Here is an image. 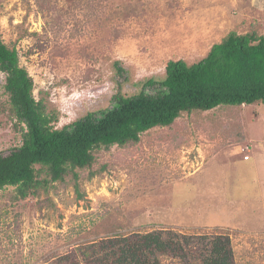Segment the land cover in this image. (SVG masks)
<instances>
[{
  "label": "rangeland",
  "instance_id": "obj_1",
  "mask_svg": "<svg viewBox=\"0 0 264 264\" xmlns=\"http://www.w3.org/2000/svg\"><path fill=\"white\" fill-rule=\"evenodd\" d=\"M253 30L264 35V0H0L2 39L59 129L111 107L118 86L138 94L169 61L197 63L229 33ZM5 80L0 71V96ZM18 141L0 114V152ZM75 172L28 202L0 189V264H65L102 239L161 230L228 236L235 264H264V105L184 113Z\"/></svg>",
  "mask_w": 264,
  "mask_h": 264
},
{
  "label": "trees",
  "instance_id": "obj_2",
  "mask_svg": "<svg viewBox=\"0 0 264 264\" xmlns=\"http://www.w3.org/2000/svg\"><path fill=\"white\" fill-rule=\"evenodd\" d=\"M66 2L74 5L76 0ZM114 68L123 83L129 81L120 62ZM0 71L6 75L0 114L19 132L18 144L8 154L0 152V189L17 187L20 202H28L48 185L76 177L77 169H90L99 150L135 145L149 130L171 128L184 113L264 105V35L259 30L231 32L204 59L169 61L164 79L147 80L132 96L118 86L111 107L89 112L62 129L46 101L36 99L33 78L1 33ZM69 255L65 264H165L166 259L235 264L230 237H186L172 230L113 236Z\"/></svg>",
  "mask_w": 264,
  "mask_h": 264
},
{
  "label": "crops",
  "instance_id": "obj_3",
  "mask_svg": "<svg viewBox=\"0 0 264 264\" xmlns=\"http://www.w3.org/2000/svg\"><path fill=\"white\" fill-rule=\"evenodd\" d=\"M241 161H243V160H241ZM240 163V162H239Z\"/></svg>",
  "mask_w": 264,
  "mask_h": 264
}]
</instances>
